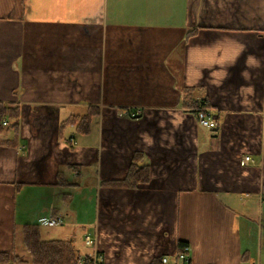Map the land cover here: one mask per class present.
Here are the masks:
<instances>
[{
  "label": "crops",
  "instance_id": "0c3cea01",
  "mask_svg": "<svg viewBox=\"0 0 264 264\" xmlns=\"http://www.w3.org/2000/svg\"><path fill=\"white\" fill-rule=\"evenodd\" d=\"M0 102L20 109L18 134L0 131V246L62 216L48 238L76 245L81 230L94 264H261L264 0H0ZM93 111L86 133L65 124ZM135 151L148 183L100 185Z\"/></svg>",
  "mask_w": 264,
  "mask_h": 264
},
{
  "label": "trees",
  "instance_id": "16d2710c",
  "mask_svg": "<svg viewBox=\"0 0 264 264\" xmlns=\"http://www.w3.org/2000/svg\"><path fill=\"white\" fill-rule=\"evenodd\" d=\"M196 28L188 31V36L196 33ZM193 88H187L184 95V104L194 108L197 114V107L208 106L207 101H195L192 99ZM95 111L87 112L84 115H73L65 121V124H76L79 132L89 131L90 121ZM20 109L18 105L4 104L0 102V131L3 128V120L8 121L7 129L13 131L16 136L19 131ZM62 125L60 126V128ZM76 167V166H75ZM150 180V164L143 152L135 151L132 155L128 171L123 178L102 180L100 185L121 188H137L140 184L148 183ZM58 184L62 188L75 189L76 183L67 180L62 174L59 175ZM264 193V187H263ZM23 245L27 256L23 257L11 251H0V264H94V259L88 254L80 253L70 239L64 238H43L40 230V223L25 224L22 227ZM188 243L179 240L177 243V254L186 252ZM100 264V262H98Z\"/></svg>",
  "mask_w": 264,
  "mask_h": 264
},
{
  "label": "built area",
  "instance_id": "2783aa9c",
  "mask_svg": "<svg viewBox=\"0 0 264 264\" xmlns=\"http://www.w3.org/2000/svg\"><path fill=\"white\" fill-rule=\"evenodd\" d=\"M196 110H197V120L202 127H205V128H215L216 127L217 121L215 117V112L212 108H209L208 106H200V107H197ZM117 111L119 115L126 116V117H132V118H138L142 116L143 114V109L140 107L128 106V107L121 108ZM3 124H6V122L4 121ZM71 141H73V139H71ZM253 162L254 161L250 155H245L240 160V163L242 165H249ZM261 199L264 201V195L261 196ZM43 222L48 226H57V225H63L64 219L62 216H56L52 218L51 217L46 218L43 220ZM85 242L87 245H91L92 238L89 235L86 236ZM185 250H187V247L185 248ZM180 256L184 257V253H181ZM159 264H169L168 259L166 257H163Z\"/></svg>",
  "mask_w": 264,
  "mask_h": 264
},
{
  "label": "rangeland",
  "instance_id": "374dc122",
  "mask_svg": "<svg viewBox=\"0 0 264 264\" xmlns=\"http://www.w3.org/2000/svg\"><path fill=\"white\" fill-rule=\"evenodd\" d=\"M18 221H21V219H18ZM250 224H251V227H253V229H254V227H255L254 219H252L250 221ZM22 227H23V225L19 228V230H17V234L14 237L15 239H14L13 245L8 244V246L7 245L0 246V248L1 247H4V248H1V249H4L6 251H10L11 250V252H13V253H16L18 255H21L23 257H26L27 256V251H26V249L24 248V245H23ZM40 230H41V233H42V237L43 238H48V237H51L52 238V237L58 236L57 234H58L59 227H55V226L48 227L46 225L40 224ZM48 230L51 231L50 235L47 234V231ZM73 234H75L79 238L77 240H74L76 242V246L78 248H82L83 247V244H82V241H81L82 240V237H83L82 231L81 230H78V229H74L73 230ZM82 250L85 251L87 249H82ZM260 256H262V262H261V264H264V246H263V249L261 251V255Z\"/></svg>",
  "mask_w": 264,
  "mask_h": 264
}]
</instances>
